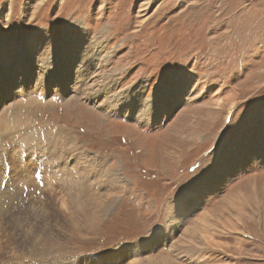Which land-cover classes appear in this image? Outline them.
<instances>
[{
  "label": "rangeland",
  "instance_id": "374dc122",
  "mask_svg": "<svg viewBox=\"0 0 264 264\" xmlns=\"http://www.w3.org/2000/svg\"><path fill=\"white\" fill-rule=\"evenodd\" d=\"M7 47L0 264H264V0H0Z\"/></svg>",
  "mask_w": 264,
  "mask_h": 264
},
{
  "label": "bare ground",
  "instance_id": "6f19581e",
  "mask_svg": "<svg viewBox=\"0 0 264 264\" xmlns=\"http://www.w3.org/2000/svg\"><path fill=\"white\" fill-rule=\"evenodd\" d=\"M8 19V18H7ZM77 45H78V42H76L75 44H74V46H73V48H71L72 49V51L71 52H69L70 53V56H69V58H71V57H73L72 56V54H75V53H73L74 52V49L77 47ZM91 48L90 49H88V55L89 54H91V53H94L95 51H96V49H95V47H93V46H90ZM21 54V53H20ZM20 54H18V51H16V49H12V51L9 49V47H7V48H3L2 50H1V52H0V65H1V67H0V76H3V80H1L0 79V87L1 86H3L4 84H6L7 86L9 85V87L11 88V87H14L15 85H16V80H15V78H16V76L18 75V74H23V75H27V74H35L34 73V71H35V69H33V68H31V70H25L26 69V67H25V56H24V54H22L21 56H20ZM86 54V53H85ZM95 54V53H94ZM76 55H79V53H76ZM20 58H23L25 61H22ZM27 62V61H26ZM88 63V62H87ZM81 66H82V64H80ZM79 65V66H80ZM71 66H73V65H71ZM77 66H78V64H77ZM78 66V67H79ZM87 66H88V64H87ZM75 68H76V66H74ZM89 67V66H88ZM90 69L92 68V66H90L89 67ZM66 74L68 75V72H69V77H71V71L74 69H72V70H70L71 69V67L69 66V67H66ZM3 71H8L7 72V74H8V76L7 77H5V75L3 74ZM82 72L81 70H79L78 69V74H77V78H79L80 79V77H82L83 76V74L82 75H80V72ZM40 73V72H39ZM43 73V72H42ZM39 76H40V74H38ZM37 75V77H39ZM42 75V74H41ZM85 76V75H84ZM24 77V76H23ZM67 77V76H66ZM69 77H67V78H69ZM86 77V76H85ZM45 78H47V79H53V78H55V80L54 81H57V82H59V80L58 79H56V77H55V75L53 74V73H51V74H49L48 75V77H44L43 75L42 76H40L39 78H37L39 81H46L47 79H45ZM60 78V77H59ZM26 79V78H25ZM82 79V78H81ZM63 80V79H62ZM69 80V79H68ZM67 79H64V81H63V84L65 85V86H71V84H74V85H76V83L78 82H74L73 81V79L71 78L70 80H71V83H69L70 81H68ZM2 81H4L3 82V84H2ZM39 81H38V84H39ZM80 81V80H79ZM45 83V82H44ZM43 83V84H44ZM49 83V85H50V82H48ZM48 83H47V86L46 87H48ZM82 83V82H81ZM52 84V83H51ZM56 84V83H55ZM79 84V83H78ZM36 85H37V83H36ZM69 86V88L67 87V88H65V89H62L63 91H66V90H68V91H70V90H72L71 89V87ZM82 86V88H83V84H79V86L78 85H76V87L78 88V89H80V87ZM17 87V86H16ZM75 87V86H74ZM76 88V89H77ZM35 89V88H34ZM105 90H106V87L104 88ZM81 90V89H80ZM85 90V89H84ZM102 91H104V90H102ZM21 92V91H20ZM14 93V92H13ZM43 93V92H42ZM105 93V92H104ZM104 93H99V94H101L100 95V97L99 98H101V96L104 94ZM99 94H97V95H99ZM56 95L57 96H61V94H60V92L58 91L57 93H56ZM93 95V94H92ZM94 96H96V95H94ZM108 96V95H107ZM28 97H29V95H28ZM44 97V96H43ZM30 98H32V96L30 97ZM104 98V97H103ZM17 99H21V98H17ZM33 99V98H32ZM95 99H97V98H95ZM133 100H134V104L136 105L138 102H140V98L135 94L134 95V98H132ZM118 100V99H117ZM132 100V101H133ZM29 101V100H28ZM35 101V100H34ZM103 103H105L106 101H102ZM119 102V101H118ZM144 103V102H143ZM15 104V103H14ZM108 104V103H107ZM144 105H146V104H144ZM21 106V105H20ZM19 106V107H20ZM127 106L128 105H126V104H124V102H121V103H119V104H116V110L117 111H119L120 113H124V115H125V117H128V116H130V117H134L135 115H136V111H135V108H131V107H129V110L127 109ZM11 107V106H10ZM141 107V106H140ZM7 109V108H6ZM21 109V108H20ZM9 110V109H8ZM140 110H142V109H140ZM17 111H18V109H17ZM8 113H9V111H7ZM13 112H14V110H13ZM2 113H5V112H2ZM1 113V114H2ZM21 113V112H20ZM140 113H141V111H140ZM140 113H138V114H140ZM160 112H158L157 114H159ZM13 114V113H12ZM4 115V114H3ZM16 116V115H15ZM14 116V117H15ZM3 117V116H2ZM158 117V116H157ZM157 117L155 118V119H157ZM1 118V117H0ZM11 118V117H10ZM9 118V119H10ZM30 118V117H29ZM13 119V118H12ZM24 119V118H23ZM5 119H3V122H5L4 121ZM7 121V120H6ZM16 121V120H15ZM21 121H22V118H21ZM24 121H26V119L24 120ZM29 121H30V119H29ZM8 122V121H7ZM20 122V121H19ZM23 122V121H22ZM28 122V121H27ZM8 124V123H7ZM23 124V123H22ZM28 124H30V122L29 123H27V125ZM8 125H10V123L8 124ZM25 125V124H24ZM22 126V125H21ZM2 127H4V124H2ZM1 127V128H2ZM10 127V126H9ZM14 127V126H13ZM12 127V128H13ZM31 127H33V126H31ZM16 127H14V129H15ZM7 129H9L8 127H7ZM16 130V129H15ZM19 130H22V129H19ZM1 131H2V133L4 132H7V131H9V130H7V131H3V130H1L0 129V135H1ZM13 132V131H12ZM17 132H18V129H17ZM22 132H23V130H22ZM21 132V133H22ZM25 132V131H24ZM29 132H30V130H29ZM51 132H53V131H51ZM9 133H11V131L9 132ZM16 133V132H15ZM20 133V134H21ZM55 133V132H54ZM58 133V132H57ZM8 134V133H7ZM31 134V133H30ZM4 135V134H3ZM6 135V134H5ZM22 135V134H21ZM25 135V134H24ZM32 136V138H33V136H34V134H32L31 135ZM56 136V135H55ZM24 137V136H23ZM26 137H29V136H27L26 135ZM25 137V138H26ZM48 137V136H47ZM54 137V136H53ZM51 138V137H50ZM60 138H62V136H59L58 137V139H60ZM4 139H6V138H4ZM37 138H35V140H36ZM24 140V139H23ZM38 140V139H37ZM54 141H56L55 139H54ZM61 141V140H60ZM2 142V141H1ZM29 142H32V140L30 141V139H29ZM38 142V141H37ZM46 142V141H45ZM52 142V141H51ZM57 143H59L58 141H57ZM73 143V142H72ZM38 144V143H37ZM1 145H3V144H1ZM29 145V144H28ZM36 145V144H35ZM39 146V145H38ZM62 146V145H61ZM75 145H73L72 147H74ZM32 147H33V145H32ZM1 148H2V146H1ZM30 149H31V147H30ZM33 149V148H32ZM31 149V150H32ZM40 149V148H39ZM50 149V148H49ZM49 149H48V151H49ZM59 149V148H58ZM65 149H67V148H65ZM72 149V150H71ZM70 150L71 151H74L75 149H73V148H71ZM77 149V148H76ZM52 151H53V149H51ZM55 150V149H54ZM69 150V149H68ZM0 151H1V149H0ZM45 152H47V150L45 151ZM66 152H67V150L65 151V152H62V155H64V157H63V160H64V163H62V165H63V169H65V170H69V167H71L70 166V164L67 162V160H66ZM68 152H70V151H68ZM50 153V152H49ZM48 154V153H47ZM46 155V154H45ZM71 155V154H70ZM78 156V155H77ZM89 156H88V154H86V156L85 155H83V154H81V155H79L78 157H76V160H77V162L75 163V165H74V163H73V165L75 166V168L77 169V172H76V174L75 175H73V179H75V178H78L79 177V180L82 178H89V179H92V177L95 175V173L93 172L94 170H92V163L93 162H91L90 160H89ZM57 160V159H56ZM70 160V159H69ZM95 162V161H94ZM58 163V162H57ZM56 164V163H55ZM86 164V165H85ZM85 165V166H84ZM95 165V164H94ZM100 165V164H99ZM90 166H91V168H90ZM72 168V167H71ZM93 168H95V166L93 167ZM100 169H99V174L96 176V178H97V182H96V185H98V181L101 179V176H102V173H103V171L106 169H108V168H106L104 165H100V167H99ZM91 171H92V173H91ZM95 172H96V170H95ZM71 173V172H70ZM60 174V173H59ZM59 174H58V177H59ZM65 174V173H64ZM63 174V175H64ZM60 176H62V175H60ZM65 176V175H64ZM76 176H78V177H76ZM63 177V176H62ZM67 177V176H66ZM69 178V177H68ZM123 177H121V175H120V173H117L116 171H114V170H110L109 172H107V174H106V176H105V174H103V180H102V184L105 182V181H109V183L110 184H115V185H117V184H119V183H121L122 182V179ZM62 179V178H61ZM65 179V178H64ZM81 179V180H82ZM21 180V179H20ZM58 180V179H57ZM67 180V179H66ZM76 180V179H75ZM79 180H77V182L79 181ZM85 180V179H84ZM60 181V180H59ZM70 181H74V180H70ZM67 182H68V180H67ZM76 182V181H75ZM79 183V182H78ZM78 183H75L76 184V186H77V184ZM81 183H82V181H80V185H81ZM72 184V183H71ZM74 184V183H73ZM79 185V186H80ZM64 186H65V184H64ZM100 187V186H99ZM82 189V187L79 189V190H81ZM68 190V189H67ZM78 190V189H77ZM76 190V191H77ZM76 193V192H75ZM74 192H73V194H75ZM78 193V192H77ZM81 195L83 194L82 192L80 193ZM79 193L78 194H76V195H74V200L77 198V199H81V198H79V196L81 197V195H80ZM104 195H106V196H108L107 195V192H106V194H104ZM94 200V199H93ZM92 200V201H93ZM102 200V201H101ZM95 201V200H94ZM93 201V202H94ZM98 201V200H97ZM99 202L100 203H104L105 202V204L103 205L104 207H103V211L104 210H106V208L108 209L109 208V206L111 205V203H110V201H108V202H106L105 200H103V198H100L99 199ZM189 202L190 201H188L183 207H185V208H189L190 206V204H189ZM112 203H114L113 201H112ZM94 204V203H93ZM199 226H200V224H199ZM192 229V228H191ZM195 229H197V232H198V228H196L195 227ZM201 230V229H200ZM187 232H189L190 233V229H187L186 230ZM192 231V230H191ZM195 232H196V230H194ZM185 239V238H184ZM183 239V240H184ZM154 242V241H153ZM132 247H134V249L132 248ZM138 248L139 247H135V246H131V247H127L126 249H128V250H126V251H130V253H133V254H138V252H139V250H138ZM134 263V262H133ZM138 263H140L139 261H138ZM134 264H137V263H134Z\"/></svg>",
  "mask_w": 264,
  "mask_h": 264
},
{
  "label": "snow or ice",
  "instance_id": "6c2138e0",
  "mask_svg": "<svg viewBox=\"0 0 264 264\" xmlns=\"http://www.w3.org/2000/svg\"><path fill=\"white\" fill-rule=\"evenodd\" d=\"M0 171H2V169H0ZM36 175L39 176V173H37ZM81 264H82V262H81Z\"/></svg>",
  "mask_w": 264,
  "mask_h": 264
}]
</instances>
